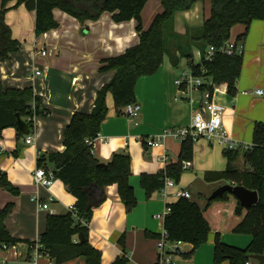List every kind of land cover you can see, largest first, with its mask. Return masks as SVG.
I'll return each mask as SVG.
<instances>
[{
  "label": "crops",
  "instance_id": "obj_1",
  "mask_svg": "<svg viewBox=\"0 0 264 264\" xmlns=\"http://www.w3.org/2000/svg\"><path fill=\"white\" fill-rule=\"evenodd\" d=\"M207 1V10L203 8L201 15L197 5L192 13H175L174 31L177 35H184L187 28L202 26L210 14V0ZM161 11L160 0H148L142 12L143 27L147 29ZM53 16L59 27L36 36L34 12L21 5L6 13V22L21 48L11 53L7 60L0 59L2 86L5 90L32 88L42 98L49 114L35 120L34 140L29 145L25 143L24 135L14 128L5 129L0 138V172L6 173L18 190V194H13L0 189V209L13 204L5 226L12 237L21 241L15 246H0V264H28L31 255L28 244L40 239L46 229L47 216L64 214L74 207L75 198L60 180L50 188L34 184L37 158L63 152V134L73 114L91 113L97 93L115 75L114 71L99 72L101 61L118 56L139 42L134 20L117 24L110 13H103L99 20L82 24L59 9L53 10ZM245 31L244 25H235L230 37L243 47L237 93L229 96L225 86L214 96L215 102L224 108L223 128L239 144L241 153L252 145L255 124L264 122V97L255 94L256 90L264 91V20L253 21L246 37L238 41ZM170 47L159 69L136 83L135 100L141 106L140 115L135 119L118 115L109 96L108 116L93 144V154L101 163H108L116 153L130 155L129 184L134 188L137 200L136 207L130 213L126 212L117 186L112 185L106 189V200L94 209L88 225V240L101 251V264H111L124 253L127 264H156L158 261L157 240L164 230V221L156 216L163 214L166 206L176 199L173 196L164 198L160 191L147 198L140 177L160 173L168 164L176 162L180 142L168 139L162 147L151 148L146 140L163 129L189 125L200 101L199 93H182L176 87V78L190 67L188 60L175 49V44L171 43ZM41 50H46L47 54L41 55ZM191 54L193 57L192 51ZM193 61L199 63L194 58ZM37 71L41 75L36 76ZM245 91L251 94L243 95ZM224 150L216 141H195L192 166L183 167V171H190V174L182 175L176 187L167 191L168 194H174L178 189L187 190L191 198L203 206L215 189L227 184L204 180L206 172L225 169ZM239 161H242L240 167ZM234 165L238 169L245 167L242 156ZM50 198L52 202L44 210L40 205ZM122 236L124 247L119 242ZM220 240L246 249L252 237L224 232L220 234ZM214 242L215 233L211 232L207 242L195 249L190 257L186 255L192 252L193 246L183 243L181 247L185 255L175 256L174 261L176 264H214ZM39 264L56 263L49 256L41 255ZM66 264H84V261L77 259ZM250 264L258 263L252 260Z\"/></svg>",
  "mask_w": 264,
  "mask_h": 264
},
{
  "label": "trees",
  "instance_id": "obj_2",
  "mask_svg": "<svg viewBox=\"0 0 264 264\" xmlns=\"http://www.w3.org/2000/svg\"><path fill=\"white\" fill-rule=\"evenodd\" d=\"M148 0H0V59L7 60L11 53L20 50L21 45L12 36L6 22V13L24 5L27 11L35 13L34 30L36 36L57 29L53 10L68 14L84 24L97 21L103 13H110L112 20L119 24L136 23L139 42L122 54L101 61L99 72L114 71L113 79L98 93L91 113L76 112L63 134L64 151L43 154L37 158V167L51 169L56 180H60L76 202L74 211L64 214H49L46 229L40 236L41 255L49 256L56 264H66L82 259L84 264H101L102 253L88 240V225L94 209L106 200V189L116 185L118 195L130 213L137 204L134 188L129 184L131 157L126 152L116 153L108 163H101L93 154V143L99 135L100 127L108 116V97L113 99L115 111L123 115L124 108L135 100V86L144 76L153 75L163 63L167 53V33L182 57L188 60L190 69L200 75L201 68L216 84H225L229 96L237 93V84L243 66L242 55L231 56L215 53L212 60L195 64L191 48H196L204 56L209 47L219 48L230 40L231 30L241 24L246 31L238 41L246 37L253 21L264 20V0H210V14L198 29L187 28L184 35L174 31V16L180 11H189L197 0H160L162 11L156 14L145 29L142 12ZM12 4H14L12 6ZM204 59V57H203ZM49 110L42 98L32 88L5 90L0 81V138L5 129H17L18 116L27 124L30 135L34 134L35 120L46 117ZM19 134H21L18 131ZM25 138L28 136H24ZM92 141V144L88 142ZM193 140L180 143L178 160L168 164L157 174H142L140 185L147 198L163 189L167 179L180 181L183 162L193 159ZM226 167L219 171H209L204 175L207 183L224 182L256 191L259 202L251 207H242L232 194L225 193L201 206L197 201L178 198L169 203L170 212L164 218V230L171 242L180 241L195 249L207 242L208 235L215 233L214 264H250L251 256L264 255V122H258L253 129L252 145L241 153L239 150H224ZM242 156L245 167L238 169L234 162ZM0 189L18 194V190L0 172ZM13 204L0 209V246H15L19 242L11 236L5 220L11 213ZM233 233L252 237L250 245L241 249L221 242V233ZM85 236L79 242L78 235ZM124 247V236L119 240ZM29 249L35 243L28 244ZM29 259V258H28ZM123 256L111 264H127ZM156 264H159L157 261Z\"/></svg>",
  "mask_w": 264,
  "mask_h": 264
},
{
  "label": "built area",
  "instance_id": "obj_3",
  "mask_svg": "<svg viewBox=\"0 0 264 264\" xmlns=\"http://www.w3.org/2000/svg\"><path fill=\"white\" fill-rule=\"evenodd\" d=\"M243 47L238 45L237 42L228 40L221 47L214 48L209 47L204 56L201 52H198L200 57L199 63L201 64L203 60H212L215 53L231 56L233 54L242 55ZM41 55L45 56L47 54L46 50H41L39 52ZM204 57V59H203ZM206 70L201 68L200 75H195L193 70L189 68L188 71L181 72L180 75L175 80L176 87L182 92H195L200 94L199 107L193 113L191 122L187 126H181L176 128L163 129L160 133L150 136L146 140V144L151 148L162 147L164 142L168 139L178 141L180 143L184 142L186 139L191 138L193 142L199 139H205L207 141H216L225 150H238L239 144L235 142L228 132L223 128V113L224 108L219 105L214 100L215 94L222 92L225 84H216L211 77L206 75ZM36 76L41 75V72H35ZM251 94V92H243V95ZM256 95L264 97V91L256 90ZM192 103V102H191ZM141 106L137 102L128 104L123 110V116L129 119H135L140 115ZM33 136H28L25 138L26 144L33 143ZM92 144V141L88 142ZM94 144V143H93ZM248 148H246L247 150ZM2 150L0 149V153ZM192 166L191 161L183 162L184 168H190ZM34 184L42 188H50L56 181L53 176L51 169H45L42 167H37L33 173ZM176 187V183L167 179L162 190H160L161 196L168 198L169 196L178 198L191 199V194L184 189H178L174 194H168V190ZM38 202V198H35ZM52 202L50 198L47 202L40 205L44 210L48 209V204ZM74 211V207L70 209ZM170 212V207L167 205L164 213L157 215L156 218L164 221L165 216ZM183 243L180 241L171 242L169 240L168 233L163 230L157 240V251H158V262L159 264H176L174 261L175 256L185 255L182 250ZM4 248L7 246L3 245ZM40 248L39 240L35 243V246L31 249V255L28 264H39V258L41 254L38 252Z\"/></svg>",
  "mask_w": 264,
  "mask_h": 264
},
{
  "label": "water",
  "instance_id": "obj_4",
  "mask_svg": "<svg viewBox=\"0 0 264 264\" xmlns=\"http://www.w3.org/2000/svg\"><path fill=\"white\" fill-rule=\"evenodd\" d=\"M17 129L24 136L30 135L29 127L19 116L17 118ZM225 193L235 196L242 207H251L259 202V196L256 191H250L242 186H236L228 183L215 189L208 197V201H211L215 197L222 196ZM78 240L79 242H84L85 236L83 234H79ZM251 259L256 261L258 264H264V255L251 256Z\"/></svg>",
  "mask_w": 264,
  "mask_h": 264
},
{
  "label": "rangeland",
  "instance_id": "obj_5",
  "mask_svg": "<svg viewBox=\"0 0 264 264\" xmlns=\"http://www.w3.org/2000/svg\"><path fill=\"white\" fill-rule=\"evenodd\" d=\"M198 6L199 7V10H200V13H199V15H201L202 14V11H203V8H205L206 10H207V6H208V1L207 0H197V2L192 6V8L189 10V11H191V13L193 12V10H194V8H195V6ZM184 23H185V21H183L182 22V25H184ZM182 29V26H181V28H180V30ZM166 40H167V49H171V47H170V45H171V43H173V42H171V36L170 35H168V33H167V37H166ZM174 44V43H173ZM191 51H192V53H193V58H194V60L196 61V62H199L200 61V57H198V49H196L195 47L194 48H191ZM189 68V67H188ZM187 68V69H188ZM240 162H242V161H239V163H238V165H239V167L240 166H242V163H240ZM185 173H187V174H190V171H186V172H184L183 171V173H182V175H184ZM181 175V176H182ZM183 178V177H182ZM194 199V198H193Z\"/></svg>",
  "mask_w": 264,
  "mask_h": 264
}]
</instances>
